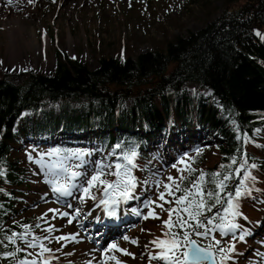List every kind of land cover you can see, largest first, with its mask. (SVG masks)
I'll list each match as a JSON object with an SVG mask.
<instances>
[{"label":"trees","instance_id":"1","mask_svg":"<svg viewBox=\"0 0 264 264\" xmlns=\"http://www.w3.org/2000/svg\"><path fill=\"white\" fill-rule=\"evenodd\" d=\"M58 55L51 74L29 72L19 83L0 77V264L25 260V253L16 251L22 249L17 238L12 243L7 237L26 225L32 229L31 217H17L18 188H27V169L19 157L23 138L48 139L53 142L50 152L67 155L77 147L66 140L52 141V136L71 140L85 132L108 155L126 159L134 152L142 162L153 137L203 127L217 140V160L199 168L202 156L194 157L190 178L184 177L177 194L184 195L191 182L200 183L201 171L205 173L203 192H219L221 202L205 197L215 207L201 210V218L216 217L217 223L228 194L245 178L244 164L255 165V179L264 180V152L251 141L253 130L264 122V0L223 11L199 28L133 57L100 56L92 69ZM188 82L210 92L184 87ZM23 110L27 113L21 114ZM17 117L18 129L13 131ZM225 175L230 178L220 191L216 185ZM249 198L244 199L255 204Z\"/></svg>","mask_w":264,"mask_h":264},{"label":"rangeland","instance_id":"2","mask_svg":"<svg viewBox=\"0 0 264 264\" xmlns=\"http://www.w3.org/2000/svg\"><path fill=\"white\" fill-rule=\"evenodd\" d=\"M252 1L236 0L227 3L223 0H35L34 3L29 4L28 0H13V4L9 5L7 0H2L0 77L19 83L29 72L51 74L57 54L76 59L89 69L97 66L100 56L133 57L141 51L161 47L166 39L175 34H185L187 30L199 28L223 11H232L240 4ZM5 10H8V13ZM12 15H17L25 24L26 32L18 37V43L23 47L20 51L23 64L20 67L7 63L8 38L1 27L2 22H7L6 17ZM44 32L47 33L46 43L43 42ZM26 40L34 44H29L27 47ZM184 87L196 89L204 94L210 92L209 89L193 82L185 83ZM130 100V98L126 99V103ZM26 113L27 110H23L21 114ZM18 125L17 117L12 130L16 131ZM180 135L181 132L168 133L162 148L155 147L153 137L147 148L145 147L150 156L148 160L142 162L138 159L135 164L136 171L129 164V160L132 161L130 157L116 159L115 156L108 155L106 151L100 150L99 144L91 139L89 133L79 132L73 137L78 141H85L82 144L69 142L70 145L77 147L89 145L88 154L76 151L64 157L49 152L43 138L38 140L23 138L19 142L21 152L19 157L22 158L27 169L25 173L27 188H18L22 192L19 195L21 199L17 217L32 219V229L27 231L26 237L20 239L17 236L26 251L25 260L31 262L35 259L37 264H82L83 262L116 264L115 260L109 259L115 256L121 264H168L164 259H152L153 255L159 256L163 249L151 242L158 238L162 240L169 238L164 235L169 231L164 225V221L169 219L168 212L157 205L163 204L164 209L183 207L175 203V198L183 196L177 194L176 184L180 185L184 177L190 178L189 168H193L192 159L201 155L203 160L198 167L203 168L216 161L218 157L215 150L217 140L205 128L189 127L182 136ZM251 141L264 152V122L253 130ZM24 148L28 151V156L25 151H21ZM117 163L121 164L119 171L122 180L128 179L123 175L125 167L130 170L131 177H134L135 188L132 190V198L123 199L115 205L117 213L115 219L123 232L108 238L104 244L101 239L103 245L97 247L98 240L91 232L97 234L100 229L107 226L99 229L93 227L94 223L108 224L114 216H109L105 206L99 204L101 199H106L104 186L98 185L90 189V196L94 195L95 200L90 196L84 197L83 188L87 186L86 181L91 175L101 167L105 173L116 172ZM240 163L243 165L244 161L241 160ZM243 167L244 175L250 173L251 177H257L256 169L251 163L244 164ZM71 172L80 175L71 177ZM170 176L174 178L175 184L168 180ZM54 179H58L61 184L70 185L71 195L60 196L53 192L51 182ZM102 179L111 182L117 177L107 174ZM245 182L252 191H255L254 195L264 198V180L258 183L256 179H247ZM165 184L172 186V196L165 192ZM193 184L191 182L187 189H193ZM161 192H165V200L170 203L159 200ZM118 195V192L112 193L114 198H118ZM250 196L254 197L252 192ZM81 197H84L83 200ZM245 197L240 199L239 210L242 216L237 217L235 222L240 226L242 224V231L248 228L246 233L235 230L222 235L218 229H212L209 225L212 230L207 237L192 235V239L203 247L214 245L215 240H220L221 244L213 247L214 252L216 247L227 249L229 245L234 244L235 252L229 253L231 259L223 261V264H264V204L258 206L255 204L256 207L246 200L242 201ZM149 201L154 203L149 204ZM52 209H57L58 212L50 211ZM77 210L79 215H76ZM150 210H153L159 219L151 217L147 220L143 219ZM64 212L69 215L63 216ZM71 213H75L74 219H71ZM181 215L186 218V214L181 212ZM208 219L211 217L201 218L204 222ZM103 220L105 222H102ZM83 221L85 222L82 223ZM172 222H176L175 213ZM249 222L251 225L247 227ZM49 228L52 230L48 231ZM184 230L192 231L180 229L179 226L171 229L172 232L181 234ZM198 231L203 232L204 229ZM240 235H244L245 239L241 241ZM125 236L129 239H123ZM57 237L69 239L57 240ZM132 240L137 242L132 243ZM29 242L37 246L29 247ZM87 244L90 248L86 247ZM112 244H116L120 249H126L132 255H124L116 249H111ZM40 245L51 251L42 253ZM92 250L99 257L95 262L90 260L92 257L89 254ZM222 255L218 252L215 254L216 264H221Z\"/></svg>","mask_w":264,"mask_h":264},{"label":"snow or ice","instance_id":"3","mask_svg":"<svg viewBox=\"0 0 264 264\" xmlns=\"http://www.w3.org/2000/svg\"><path fill=\"white\" fill-rule=\"evenodd\" d=\"M35 0H28L29 4L34 3ZM7 3L9 5L13 4V0H7ZM256 35L260 36L261 33L257 32ZM132 156H135V153L133 152L131 154ZM127 159V157H126ZM233 163H235V160H233ZM129 164H131L132 167H135V165L132 163L131 160H129ZM62 167V166H61ZM187 167V165H186ZM225 167L224 165H221V168ZM255 167V165H253ZM115 168L117 169L114 173H105L103 168L97 170V172L93 175H91L90 179L86 181L87 186L83 188L84 197L90 196V189L93 187H97L98 185L104 186V196L106 199H101L99 201V204L105 206V210L107 211V214L109 216H115L116 210L115 205L119 203V201L115 198H112L113 192H118L119 196L125 200L132 198V190L135 188V182L134 177H131L130 170L127 168V166L124 169L123 175L126 176L128 179L122 180L121 179V172L119 171L121 169V164L117 163L115 165ZM64 171H67V169H64ZM189 171H192V169L189 168ZM237 173H239L240 169H236ZM115 175L117 179L115 181H107L105 179H102L104 175ZM80 175L77 172H71V177H77ZM212 176H219V173H212ZM205 173L201 171V174L199 176V182L200 183H194L193 189H184V195L175 198V203L178 206L183 207H177V208H169L164 209L163 204L157 205V207H160L162 210H165L168 212L169 219L164 221V225L166 228L169 229L168 232H165V236L169 237L166 240L157 239L153 240L151 243L156 245L158 248L163 249V251L160 252L159 256L153 255L152 259H164L168 262V264H204L205 261L212 259L214 261L215 254L222 253L221 256V264H223V261L231 259V256L229 253L235 252V245H229L227 249L222 247H216V251L213 252L214 246H219L221 244L220 240H215L214 245L209 244L205 247H201L195 239H192V235L195 234L196 236H202L207 237L209 235V232L212 229H218L222 235H227L228 232H234L235 230L239 229L241 226L236 223V218L242 216V213L240 212V199L245 196H250L252 189L246 184L247 179L254 180L255 177H251L250 173H245V179L241 180L239 185L236 187L234 193H229L227 197V207L224 208V215L219 217V222L214 223V220L216 217L212 219H208L206 222L201 220L202 211L203 209H206L207 211H211V207H215V204L209 206L207 204V200L215 199V202L218 204L221 202V197L219 195V192H208L204 193L201 184L204 181ZM230 177L228 175H225L222 180H220L216 187L220 191H223L226 187L224 181L228 180ZM183 179V177H181ZM169 181H172L173 184H175V180L173 177H168ZM52 190L55 193H58L60 196H70V185L68 184H61L59 183L58 179H54L52 182ZM159 183V182H158ZM165 192L167 195L172 196L173 191L171 190L172 186L169 184L164 185ZM111 190V191H110ZM176 190L179 191V185L176 184ZM165 192H161L159 195V200L164 201L165 203H170V201L165 200ZM84 197H81L83 200ZM191 197V199H189ZM207 197V200L206 198ZM91 199L95 200L96 197L90 196ZM149 204L154 203L153 201H149ZM147 206V205H146ZM69 207H71L69 205ZM50 211L58 212L57 209H52ZM181 212L186 214L185 216L181 215ZM176 214V222H172V216L173 214ZM140 213H137L139 215ZM63 216H68L69 214L67 212L62 213ZM76 215H79V210L76 211ZM153 219H159V216L153 211L150 210L147 215L143 217V219L147 220L149 218ZM246 219V218H245ZM71 222V221H69ZM211 225L212 229H210L208 226ZM179 226L180 229H191L192 231L184 230L182 234L180 232H172L171 229L173 227ZM30 228V226H25L26 231L23 233H13L12 236L7 237V239L14 243L15 238L19 236L20 239H24L27 235V230ZM203 228L204 231H198V229ZM52 229L49 228L48 231H51ZM35 239V238H34ZM69 239L68 237H57V240H66ZM74 239V237H73ZM123 239L128 240L129 237L125 236ZM239 239L242 241L245 239L244 235H240ZM132 243H136L137 241L132 240ZM29 247H36L37 245L34 243H28ZM42 253L50 252L51 250L44 247L43 245H40ZM111 249H116L119 252H122L124 255L131 256L132 254L128 252L126 249H120L116 244L110 245ZM17 252L24 251V249H16ZM6 256H14L15 252L13 253H6ZM133 258H135L133 256ZM109 259L115 260L116 264H121V261L117 260L115 256L109 257ZM20 264H37V261L34 259L31 262L28 260H21Z\"/></svg>","mask_w":264,"mask_h":264},{"label":"bare ground","instance_id":"4","mask_svg":"<svg viewBox=\"0 0 264 264\" xmlns=\"http://www.w3.org/2000/svg\"><path fill=\"white\" fill-rule=\"evenodd\" d=\"M0 3H2V0H0ZM5 12L8 13V10H5ZM6 18H7V22H2L1 27L4 29V31L7 35V38H8V42H7V46H6V55H7V59H8L7 63H8V65L20 67L23 64V59H22L23 57L20 54V51L23 50V47L19 45L18 37L22 36V34L26 32L25 28H24L25 24L17 15H12V16H9ZM43 42L44 43L47 42V33L46 32H44ZM29 44H34V43L26 40V46L27 47ZM99 215H101V214L99 213ZM83 222H85V221H83ZM120 233H121V230H119V228L112 229L111 227L107 226L103 229V232L101 233L102 242L104 243L106 241V239L113 237V236L114 237L118 236ZM89 246L87 244L86 247L90 248ZM89 255H91V257H92L90 260L94 261V262H95V260H97L99 258L96 255V253L93 252V250L90 252ZM46 264H49V263H46ZM82 264H86V263L83 262Z\"/></svg>","mask_w":264,"mask_h":264},{"label":"water","instance_id":"5","mask_svg":"<svg viewBox=\"0 0 264 264\" xmlns=\"http://www.w3.org/2000/svg\"><path fill=\"white\" fill-rule=\"evenodd\" d=\"M206 264H215L214 261L212 259H209L207 261H205Z\"/></svg>","mask_w":264,"mask_h":264}]
</instances>
